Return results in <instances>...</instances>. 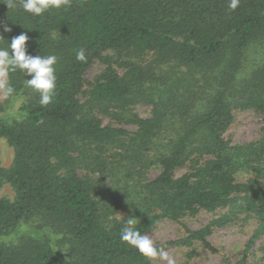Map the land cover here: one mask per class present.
I'll use <instances>...</instances> for the list:
<instances>
[{
  "label": "trees",
  "instance_id": "1",
  "mask_svg": "<svg viewBox=\"0 0 264 264\" xmlns=\"http://www.w3.org/2000/svg\"><path fill=\"white\" fill-rule=\"evenodd\" d=\"M5 2L0 35L26 32L29 54L58 61L52 103L41 106L18 71L0 102L13 154L0 162V189L13 194L0 197V264H154L121 242L129 216L142 234L214 216L167 244L190 250L183 264L196 244L217 251L206 240L216 229L254 222L245 253L264 237V138H224L237 111L264 123V0L235 10L229 0H69L40 17ZM95 61L104 68L86 82Z\"/></svg>",
  "mask_w": 264,
  "mask_h": 264
},
{
  "label": "rangeland",
  "instance_id": "2",
  "mask_svg": "<svg viewBox=\"0 0 264 264\" xmlns=\"http://www.w3.org/2000/svg\"><path fill=\"white\" fill-rule=\"evenodd\" d=\"M104 68L99 61H95L93 65L85 72L84 80L91 82ZM121 73V70H118ZM6 96L3 90H0V102H4ZM19 103L13 107V111L18 108ZM135 113L141 118L150 116L151 108L148 105L137 104L134 106ZM7 112V110H6ZM108 119H103L106 125ZM122 128L132 131L131 126H123ZM224 138L233 144H246L258 142L264 138V123L262 115L254 110L237 111L229 129L225 132ZM12 151L4 140H0V162L7 167L12 161ZM185 169L179 170L177 176L182 175ZM158 175V170L151 169L148 174L149 179H153ZM237 180L243 181L244 177H238ZM12 192L9 187L4 186L0 189V197L12 198ZM124 211L122 212V214ZM121 214V215H122ZM219 214V213H217ZM214 218L211 214L201 212L192 218H185L180 223L162 221L156 225L149 235L155 242L156 247H162L176 258V264H183L186 260L185 253L190 251L185 247L167 245L171 241H177L186 235V229L198 230ZM256 224L249 222L246 224L238 223L224 228L216 229L210 234L206 240L216 249V252L196 244L193 247L194 255L189 260L191 264H236L245 254L244 264H264V237L253 242L250 251L245 253L246 243L252 235ZM154 264H163L160 260H153Z\"/></svg>",
  "mask_w": 264,
  "mask_h": 264
},
{
  "label": "clouds",
  "instance_id": "3",
  "mask_svg": "<svg viewBox=\"0 0 264 264\" xmlns=\"http://www.w3.org/2000/svg\"><path fill=\"white\" fill-rule=\"evenodd\" d=\"M8 10L22 9L33 17H40L52 9H62L69 5V0H6ZM229 8L235 10L239 6V0H229ZM12 29L3 26V32H11ZM30 37L22 32L9 40L0 35V90L5 96L14 92L8 86L10 72H19L27 77L26 86L39 96L41 106H47L53 102L57 87L55 66L58 58L56 55H32L27 50V42ZM76 59L87 62L84 51L81 49L76 54ZM137 219L129 216L120 232L122 243L134 248L148 261L160 260L163 264H176V258L163 248H157L154 240L147 234H142L136 227Z\"/></svg>",
  "mask_w": 264,
  "mask_h": 264
}]
</instances>
